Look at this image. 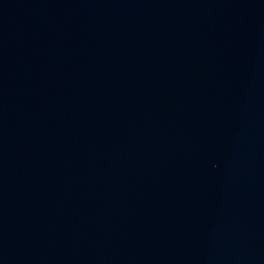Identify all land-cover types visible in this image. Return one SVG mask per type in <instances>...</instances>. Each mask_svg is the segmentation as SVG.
I'll use <instances>...</instances> for the list:
<instances>
[{"label":"water","instance_id":"obj_1","mask_svg":"<svg viewBox=\"0 0 264 264\" xmlns=\"http://www.w3.org/2000/svg\"><path fill=\"white\" fill-rule=\"evenodd\" d=\"M0 264H264V0H0Z\"/></svg>","mask_w":264,"mask_h":264}]
</instances>
